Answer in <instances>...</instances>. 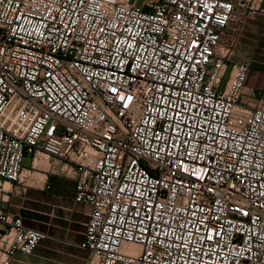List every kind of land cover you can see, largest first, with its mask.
Instances as JSON below:
<instances>
[{
  "label": "built area",
  "instance_id": "1",
  "mask_svg": "<svg viewBox=\"0 0 264 264\" xmlns=\"http://www.w3.org/2000/svg\"><path fill=\"white\" fill-rule=\"evenodd\" d=\"M263 2L0 0V181L39 152L72 178L87 264H264L251 64L222 88L229 32L264 25ZM48 237L0 209V264Z\"/></svg>",
  "mask_w": 264,
  "mask_h": 264
},
{
  "label": "crops",
  "instance_id": "2",
  "mask_svg": "<svg viewBox=\"0 0 264 264\" xmlns=\"http://www.w3.org/2000/svg\"><path fill=\"white\" fill-rule=\"evenodd\" d=\"M251 86L256 88L257 83ZM41 159L42 166L37 160L30 162L31 169H26L21 183L0 191V209L21 217L27 228L49 236L32 254L17 253L12 264H87L89 253L80 245L91 208L75 201L72 178L59 175L51 158Z\"/></svg>",
  "mask_w": 264,
  "mask_h": 264
},
{
  "label": "rangeland",
  "instance_id": "3",
  "mask_svg": "<svg viewBox=\"0 0 264 264\" xmlns=\"http://www.w3.org/2000/svg\"><path fill=\"white\" fill-rule=\"evenodd\" d=\"M229 35L230 37L232 36L234 38L235 45L230 58L228 72L223 80L222 88L229 78V74L234 63H250L252 66V70L248 80L249 82L247 83V86L245 88L243 103L250 106H256L260 102H264V25L261 22L260 18L248 19L247 22L241 27H232ZM251 83H257L256 88H253L251 86ZM33 158L34 156L32 155H28L25 158L24 171H26V169H31L30 162H33ZM36 158H39L37 159L39 162H37V164H39V166H42L44 164V161L43 159L41 160V158L49 157H47L42 152H39ZM4 189L11 190V184L6 183Z\"/></svg>",
  "mask_w": 264,
  "mask_h": 264
},
{
  "label": "bare ground",
  "instance_id": "4",
  "mask_svg": "<svg viewBox=\"0 0 264 264\" xmlns=\"http://www.w3.org/2000/svg\"><path fill=\"white\" fill-rule=\"evenodd\" d=\"M41 160H42V159H41ZM37 162H38V160H37ZM38 163H39V162H38ZM24 172H25V171H24ZM23 177H24V175H23ZM5 184H6V183H3V182L0 181V185H1V187L4 188V187H5ZM7 184H8V183H7Z\"/></svg>",
  "mask_w": 264,
  "mask_h": 264
}]
</instances>
